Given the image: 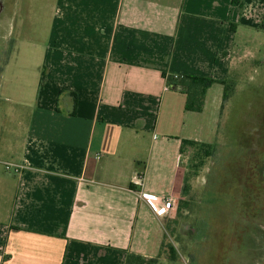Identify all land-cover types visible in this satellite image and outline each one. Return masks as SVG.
<instances>
[{
    "label": "crops",
    "instance_id": "0c3cea01",
    "mask_svg": "<svg viewBox=\"0 0 264 264\" xmlns=\"http://www.w3.org/2000/svg\"><path fill=\"white\" fill-rule=\"evenodd\" d=\"M15 4L21 25L0 69V101L18 108L0 115L10 121L0 124V264L159 259L165 221L174 233L183 219L184 241L196 232L180 204L192 151L182 141L213 146L223 84L255 55L264 0ZM167 76L215 81L201 112ZM140 190L173 209L155 215Z\"/></svg>",
    "mask_w": 264,
    "mask_h": 264
},
{
    "label": "rangeland",
    "instance_id": "374dc122",
    "mask_svg": "<svg viewBox=\"0 0 264 264\" xmlns=\"http://www.w3.org/2000/svg\"><path fill=\"white\" fill-rule=\"evenodd\" d=\"M17 2L0 0V69L21 25ZM251 30L255 55L242 57L230 75L212 155L197 171L191 168L198 161L196 149L187 162L188 188L180 204L193 212L196 232L184 241L189 226L185 228L183 219V227L178 225L174 233L165 221L157 264H264V24ZM12 108L2 97L0 115L18 112ZM198 208L200 219L194 215ZM247 212L255 215L247 217Z\"/></svg>",
    "mask_w": 264,
    "mask_h": 264
},
{
    "label": "trees",
    "instance_id": "16d2710c",
    "mask_svg": "<svg viewBox=\"0 0 264 264\" xmlns=\"http://www.w3.org/2000/svg\"><path fill=\"white\" fill-rule=\"evenodd\" d=\"M167 85L172 88L179 90L183 93L188 94L187 101V110L194 112H201L203 109V100L205 96V92L207 88H209L214 80L204 79L198 77H174L167 76L166 77ZM224 94L223 101L227 100V93L229 91V87L227 86V82L224 84ZM75 98V96H74ZM182 147H190L193 150L196 149V157L197 163L192 165V170L197 171L200 166L204 164V158H208L212 155L213 147L209 144L197 143L193 141H182ZM193 159V157H192ZM188 185L185 183L184 189H186ZM158 259H146L142 256L135 254H128L126 257L125 264H157Z\"/></svg>",
    "mask_w": 264,
    "mask_h": 264
},
{
    "label": "built area",
    "instance_id": "2783aa9c",
    "mask_svg": "<svg viewBox=\"0 0 264 264\" xmlns=\"http://www.w3.org/2000/svg\"><path fill=\"white\" fill-rule=\"evenodd\" d=\"M9 167L7 166V169ZM17 171V170H16ZM132 183L136 188L142 187V176L136 175L132 179ZM138 196L143 200L149 209L157 216L167 215L174 207V200L171 197L157 196L140 190Z\"/></svg>",
    "mask_w": 264,
    "mask_h": 264
}]
</instances>
